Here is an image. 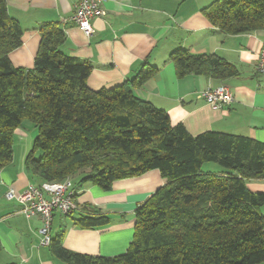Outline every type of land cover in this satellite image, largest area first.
Here are the masks:
<instances>
[{
	"label": "trees",
	"instance_id": "16d2710c",
	"mask_svg": "<svg viewBox=\"0 0 264 264\" xmlns=\"http://www.w3.org/2000/svg\"><path fill=\"white\" fill-rule=\"evenodd\" d=\"M203 13L225 34L264 29V0H214ZM21 34L6 0H0V170L13 160L14 130L29 120L37 135L24 164L41 182L69 178L109 190L116 180L152 169L166 180L136 208L124 253L73 252L59 234L49 244L56 258L66 264L264 262V192L247 187L248 180L264 178V142L218 131L191 135L182 124H171L165 110L134 92L158 72L147 63L130 80L92 90L91 63L61 51L65 34L54 22L40 27L33 67H15L8 54L21 44ZM169 60L178 77L225 80L238 73L214 54L178 48ZM207 162L220 171L204 170ZM108 222L107 215L94 212L75 218L81 228Z\"/></svg>",
	"mask_w": 264,
	"mask_h": 264
},
{
	"label": "crops",
	"instance_id": "0c3cea01",
	"mask_svg": "<svg viewBox=\"0 0 264 264\" xmlns=\"http://www.w3.org/2000/svg\"><path fill=\"white\" fill-rule=\"evenodd\" d=\"M78 1L6 0L8 15L22 29L21 44L8 54L11 64L32 68L40 27L54 22L65 34L61 51L91 63L87 84L92 90L130 80L147 63L158 72L134 92L165 110L171 124H182L191 135L218 131L264 142V75L256 71L264 29L235 35L221 32L203 13L214 0H102L105 13L91 20L94 33L86 36L71 20ZM178 48L214 54L234 64L238 73L225 80L197 74L178 77L169 60ZM220 84L229 88L234 101L214 109L200 93ZM24 158L13 159L0 170V264H66L52 254L49 245H40L39 219L25 218L19 204L4 196L10 187L22 191L41 182L26 169ZM213 171L220 170L214 167ZM165 182L156 169L116 180L109 190L75 179L71 189L78 209L68 216L55 212L51 236L63 234V246L73 252L122 254L133 238L136 208ZM247 187L264 192V178L248 180ZM260 211L264 216V205ZM90 212L107 215L109 222L95 228L75 224L76 217Z\"/></svg>",
	"mask_w": 264,
	"mask_h": 264
},
{
	"label": "built area",
	"instance_id": "2783aa9c",
	"mask_svg": "<svg viewBox=\"0 0 264 264\" xmlns=\"http://www.w3.org/2000/svg\"><path fill=\"white\" fill-rule=\"evenodd\" d=\"M102 0H79L71 20L83 31L86 36L94 33L91 20L102 16L105 12L101 8ZM256 71L264 75V45L260 48ZM200 96L214 109L228 106L234 101V96L229 88L220 84L206 89ZM71 179L62 181L41 182L29 184L26 189L16 191L10 187L5 192L8 201L19 204V212L25 218H38L40 221V245L48 246L51 242V226L55 212L67 216L78 209L73 200Z\"/></svg>",
	"mask_w": 264,
	"mask_h": 264
},
{
	"label": "rangeland",
	"instance_id": "374dc122",
	"mask_svg": "<svg viewBox=\"0 0 264 264\" xmlns=\"http://www.w3.org/2000/svg\"><path fill=\"white\" fill-rule=\"evenodd\" d=\"M37 135L36 126L29 120H24L19 127L13 132L12 148H13V159L15 161H22L23 157L26 156L27 152L32 148L33 141ZM40 152L38 151L36 157ZM214 167H218L214 163H204V170H213ZM77 214V213H75Z\"/></svg>",
	"mask_w": 264,
	"mask_h": 264
}]
</instances>
